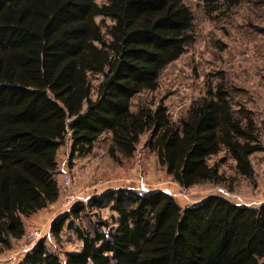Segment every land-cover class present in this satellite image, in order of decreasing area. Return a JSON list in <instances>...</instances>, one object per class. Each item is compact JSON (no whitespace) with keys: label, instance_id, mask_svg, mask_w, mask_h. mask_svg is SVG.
Here are the masks:
<instances>
[{"label":"trees","instance_id":"trees-1","mask_svg":"<svg viewBox=\"0 0 264 264\" xmlns=\"http://www.w3.org/2000/svg\"><path fill=\"white\" fill-rule=\"evenodd\" d=\"M196 1L214 13L247 0ZM194 38L183 0H0V254L23 238L25 218L57 202L56 158L67 136L71 160L89 156L105 134L116 159L130 158L149 134L146 146L184 189L222 184L227 160L253 177L259 131L222 84L177 121L161 104L131 108ZM104 209L108 220L88 230L75 224ZM64 227L81 242L78 252L61 260L39 242L19 264H264V203L210 195L182 208L162 191L119 188L74 205L51 235L59 239Z\"/></svg>","mask_w":264,"mask_h":264},{"label":"rangeland","instance_id":"rangeland-1","mask_svg":"<svg viewBox=\"0 0 264 264\" xmlns=\"http://www.w3.org/2000/svg\"><path fill=\"white\" fill-rule=\"evenodd\" d=\"M105 0H97L103 3ZM193 16L194 41L183 55L162 70L154 91H144L131 101L136 111L141 106L166 107L173 121L184 115L189 105L203 97L207 89L222 84L234 103L253 114L261 145L264 149V0H247L227 9L221 7L214 13L196 0H183ZM98 21V20H97ZM108 23V22H107ZM98 78L92 80L96 87ZM149 134L141 136L130 158L108 153V135H102L92 153L83 158L69 159L70 139L65 138L57 152L56 179L60 188V174L68 173L71 191L77 194V203L87 204L93 196L119 188H130L139 193L162 191L174 198L184 208L197 204L210 195L246 207H258L264 203V150L251 156L253 177L238 176L234 163L227 160L220 166L225 181L220 185L202 184L187 189L178 186L159 166L156 156L146 146ZM222 154L210 160L219 161ZM57 203L23 220L25 233L30 229L42 231L43 242L49 251L61 260L70 252H77L81 242L65 227L59 239L50 233L51 225L64 213L55 212ZM85 214V215H84ZM75 221L88 230L96 219L108 220L111 213L104 209L86 211ZM25 239L12 243L11 249L0 254V264H19L32 249L25 248Z\"/></svg>","mask_w":264,"mask_h":264},{"label":"built area","instance_id":"built-area-1","mask_svg":"<svg viewBox=\"0 0 264 264\" xmlns=\"http://www.w3.org/2000/svg\"><path fill=\"white\" fill-rule=\"evenodd\" d=\"M71 189V178L68 173L60 174V188L59 192L61 195V200L59 205L55 208V212L64 213L69 211L77 203V194ZM58 201V200H57ZM57 203V202H56ZM42 231L38 229H30L26 232L22 238L25 239V248L27 250L33 249L41 240Z\"/></svg>","mask_w":264,"mask_h":264},{"label":"crops","instance_id":"crops-1","mask_svg":"<svg viewBox=\"0 0 264 264\" xmlns=\"http://www.w3.org/2000/svg\"><path fill=\"white\" fill-rule=\"evenodd\" d=\"M80 248H81V246H79V250H80ZM79 250H77V252H78Z\"/></svg>","mask_w":264,"mask_h":264}]
</instances>
